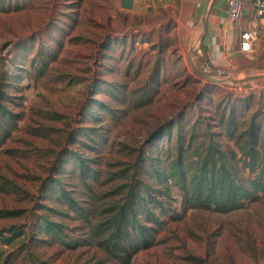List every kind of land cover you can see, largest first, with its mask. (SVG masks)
<instances>
[{
	"label": "rangeland",
	"instance_id": "374dc122",
	"mask_svg": "<svg viewBox=\"0 0 264 264\" xmlns=\"http://www.w3.org/2000/svg\"><path fill=\"white\" fill-rule=\"evenodd\" d=\"M143 2L0 0V264H264L262 192L219 212L155 172L180 147L185 169L210 140L237 149L234 119L264 126V79L234 81L259 64L205 60L211 1L205 14L206 0ZM191 49L224 81L200 78ZM145 184L156 219L136 203L138 244L116 255L113 219Z\"/></svg>",
	"mask_w": 264,
	"mask_h": 264
},
{
	"label": "trees",
	"instance_id": "16d2710c",
	"mask_svg": "<svg viewBox=\"0 0 264 264\" xmlns=\"http://www.w3.org/2000/svg\"><path fill=\"white\" fill-rule=\"evenodd\" d=\"M1 113L4 118L9 114L6 113L3 105H0ZM246 120L244 118L241 123H237L235 119L232 120L235 127L232 128L231 138L235 140L237 149L226 153V151L214 147L210 140L206 148V155L197 161L196 165L189 164L188 169H185L184 164L181 163L182 147H180L178 159L170 164L167 171L160 168L155 170L158 182L166 183L170 178H174L176 184L184 191V202L193 206L214 207L219 212L236 209L241 206L244 200L256 197L259 192L264 194V126L261 120H257L256 115ZM238 126L241 127L240 130H237ZM239 151L241 156L235 160ZM238 162L242 163L239 168L250 169L251 176L248 179L243 180L239 176ZM149 189H151L150 186L146 184L143 188L137 185L131 188L126 205L120 208L119 213L113 219L116 224L115 231L112 230L110 233L112 237L106 241L107 245L105 246L110 248L111 252L115 254L124 252L128 257L135 251L136 245L134 244H138L134 243L138 241L137 237H133L134 223H138V212L134 208L136 203L141 202L147 207L145 209L147 218L156 219V214L147 206L149 201L155 197L150 194L144 195V192H149ZM157 190L166 192L162 189ZM62 191V197L70 204L74 205L77 202L70 192L65 189ZM156 202L159 205L162 204L158 198H156ZM164 213L165 211L162 210L158 216H162ZM132 219L136 221L132 222Z\"/></svg>",
	"mask_w": 264,
	"mask_h": 264
},
{
	"label": "crops",
	"instance_id": "0c3cea01",
	"mask_svg": "<svg viewBox=\"0 0 264 264\" xmlns=\"http://www.w3.org/2000/svg\"><path fill=\"white\" fill-rule=\"evenodd\" d=\"M134 1L143 2L144 0ZM254 1L243 0L241 18L238 21H231L228 17L227 0H211L207 14V32L202 38L205 60L210 62L222 60L225 64L239 63L240 58L253 60L259 64V68L257 73H252L264 74V28L254 41L251 51L246 52L240 49L242 31L261 22ZM261 78L264 79V77Z\"/></svg>",
	"mask_w": 264,
	"mask_h": 264
},
{
	"label": "built area",
	"instance_id": "2783aa9c",
	"mask_svg": "<svg viewBox=\"0 0 264 264\" xmlns=\"http://www.w3.org/2000/svg\"><path fill=\"white\" fill-rule=\"evenodd\" d=\"M254 4L261 22L242 31L240 35V49L246 52L252 50L254 41L257 40L260 31L264 28V0H255ZM227 6L229 19L231 21H238L243 11V0H227Z\"/></svg>",
	"mask_w": 264,
	"mask_h": 264
},
{
	"label": "water",
	"instance_id": "95a60500",
	"mask_svg": "<svg viewBox=\"0 0 264 264\" xmlns=\"http://www.w3.org/2000/svg\"><path fill=\"white\" fill-rule=\"evenodd\" d=\"M211 0H206L205 2V6H204V14L206 12V8L209 4ZM203 27H204V30L206 31L207 29V21H206V17L204 16L203 17ZM191 53H192V49L190 50L189 54H188V59H189V62L190 64L192 65V68L194 70V72L199 75L200 78L202 79H206L207 81H210V82H214V83H220V82H223L224 79H220V78H216V77H213L211 75H208L207 73L203 72L202 70H200L196 64H194L192 62V58H191ZM259 77H264V74H253V75H248L246 76L245 78H242V79H234V81L236 82H244V81H249V80H254V79H257Z\"/></svg>",
	"mask_w": 264,
	"mask_h": 264
}]
</instances>
